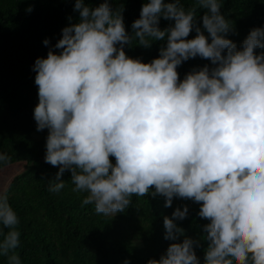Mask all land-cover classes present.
Segmentation results:
<instances>
[{"label": "clouds", "instance_id": "1", "mask_svg": "<svg viewBox=\"0 0 264 264\" xmlns=\"http://www.w3.org/2000/svg\"><path fill=\"white\" fill-rule=\"evenodd\" d=\"M196 3L207 9L201 18L207 37L196 26V7L186 11L180 0H148L131 25L134 36L108 0L95 8L75 0L79 22L62 28L52 46L59 53L50 48L32 66L33 118L37 131L48 130L44 160L58 168L48 190L64 188L60 177L69 171L73 190L86 193L82 204L104 216L123 212L133 195L163 196L165 207L174 197L191 199L209 221L204 264H264V52H255L264 49V28L250 30L237 49L225 38L232 27L219 0ZM161 17L174 25L161 30ZM193 30L196 36L186 39ZM165 37L150 63L123 50L133 40L147 48ZM196 57L212 67L180 80L177 68ZM8 159L0 153V162ZM187 214L183 206L164 217V239L177 240L183 229L174 221ZM18 223L0 193V225L9 229L0 256L8 264H21L14 252ZM194 243L187 237L171 243L147 264H199Z\"/></svg>", "mask_w": 264, "mask_h": 264}, {"label": "trees", "instance_id": "2", "mask_svg": "<svg viewBox=\"0 0 264 264\" xmlns=\"http://www.w3.org/2000/svg\"><path fill=\"white\" fill-rule=\"evenodd\" d=\"M103 2L85 0L90 8ZM108 2L113 10H122L125 30L134 36L131 25L139 19L141 7L148 0ZM219 2L221 15L232 27L225 38L232 40L237 49L250 30L264 28V0ZM74 3L75 0H0V153L9 157L6 162H0V169L22 164V170L1 192L6 193L19 220L15 230L20 233V243L14 252L21 264H125V261L147 264L149 259L159 260L171 243H181L187 237L195 242L199 264H204L208 241L203 226L209 221L199 217L200 204L191 199L174 197L171 207H165L163 196L133 195L123 212L104 216L95 212L94 205L82 204L86 193L73 190L69 171L60 177L64 188L59 192L48 190L58 168L45 162L48 130L37 131L33 118L38 88L32 66L36 58H46L50 48L59 53L52 46L61 38L62 28L79 22V13L73 11ZM180 4L186 11L196 7V26L207 37L201 19L207 9L200 8L196 0H180ZM28 7L32 8L31 12H26ZM172 25L174 21L159 19L161 30ZM195 36L193 30L186 39ZM45 39L49 40L48 46L43 44ZM166 42L167 37L162 41L151 40L150 47L145 48L133 40L123 50L129 58L150 63L159 57V49ZM204 65L212 67L206 59L190 58L177 68L179 79ZM110 160L115 163L114 157ZM183 206L188 208L186 218L174 221L183 233L175 241L164 239V217L172 218L173 211L183 210ZM8 231L0 225V240ZM0 264H8V257L0 256Z\"/></svg>", "mask_w": 264, "mask_h": 264}, {"label": "rangeland", "instance_id": "3", "mask_svg": "<svg viewBox=\"0 0 264 264\" xmlns=\"http://www.w3.org/2000/svg\"><path fill=\"white\" fill-rule=\"evenodd\" d=\"M22 170V164H13L0 169V193L5 188L9 180Z\"/></svg>", "mask_w": 264, "mask_h": 264}]
</instances>
